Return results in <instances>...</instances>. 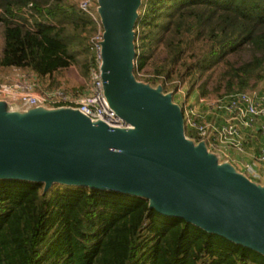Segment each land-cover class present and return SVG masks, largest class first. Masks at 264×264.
I'll list each match as a JSON object with an SVG mask.
<instances>
[{"label":"trees","instance_id":"trees-1","mask_svg":"<svg viewBox=\"0 0 264 264\" xmlns=\"http://www.w3.org/2000/svg\"><path fill=\"white\" fill-rule=\"evenodd\" d=\"M136 12L133 74L144 70L149 88L168 94L188 78L192 91L217 65L216 86L209 89L207 76L198 95L264 79V0H140ZM95 30L78 0H0V68L30 70L44 89L59 87L73 65L87 76ZM244 51L248 58L232 59ZM0 264H264V255L163 215L141 196L3 178Z\"/></svg>","mask_w":264,"mask_h":264},{"label":"water","instance_id":"water-1","mask_svg":"<svg viewBox=\"0 0 264 264\" xmlns=\"http://www.w3.org/2000/svg\"><path fill=\"white\" fill-rule=\"evenodd\" d=\"M139 2L97 0L105 96L131 128L91 122L72 108L0 107V179L141 196L163 215L264 255V188L226 169L229 162L214 167L198 148L204 142L188 143L182 111L167 96L154 99L160 88H149L132 73Z\"/></svg>","mask_w":264,"mask_h":264},{"label":"built area","instance_id":"built-area-1","mask_svg":"<svg viewBox=\"0 0 264 264\" xmlns=\"http://www.w3.org/2000/svg\"><path fill=\"white\" fill-rule=\"evenodd\" d=\"M78 7L96 23V30L88 40V82L81 91H68L62 86L44 89L36 75L22 73L0 83V100L18 111L36 107L72 108L91 122L102 121L112 128H131L109 105L102 79L103 26L98 14L97 0H78ZM182 118L204 142L207 150L223 162L236 164L231 149L243 151L247 140L257 129L264 140V93L254 89L239 90L218 95L197 96L193 105L182 106ZM249 134V135H248ZM256 162H264V144L255 155ZM245 170L255 174V168L246 163Z\"/></svg>","mask_w":264,"mask_h":264},{"label":"rangeland","instance_id":"rangeland-1","mask_svg":"<svg viewBox=\"0 0 264 264\" xmlns=\"http://www.w3.org/2000/svg\"><path fill=\"white\" fill-rule=\"evenodd\" d=\"M2 44V36L0 33V46ZM249 57V54L247 52H241L240 54H235L232 56V59L235 61H240L242 59H246ZM4 68V67H3ZM148 69V68H147ZM5 69H0V83L1 82H5ZM221 71H222V65H217L212 67L211 69H209L202 77H200L199 79H197L195 85H194V89L192 91H190L189 89V84L187 83L188 78L184 81V82H180L178 89L171 91V96H168L167 94H164L160 91V93L156 94L153 98L154 99H158L161 97H169V101L170 103L175 106L178 110L182 111V106H194V102L197 99L198 96V91L196 89V86L198 84H200L201 82H203L207 76H209V80H208V84L207 86L209 87V89L213 88L216 86L218 80L221 78ZM144 70H140L138 71L137 75L135 76V79L140 82V76H142ZM133 73V71H132ZM134 75V74H133ZM7 76V75H6ZM8 78V77H7ZM6 78V81L11 80L14 77H11L9 79ZM88 75L85 76L83 75L81 69L79 68V66L73 65L65 70H63L59 80L61 82V85L63 88H65L68 91H79L81 92L87 85L88 82ZM224 84V82H223ZM42 89V88H41ZM254 90H257L261 93H264V79L257 82L254 87ZM224 92V89L222 88L220 90V93ZM213 95V94H212ZM0 107H6L8 103H6L3 100H0ZM17 105H19V103H17ZM9 106L11 107V105L9 104ZM45 110L50 109L47 106L43 107ZM81 122V121H80ZM183 126H184V134L187 138V141L190 145H192L193 147L196 146V143L193 139H191L190 137H188L189 133H191L190 128L188 126L187 120L183 119ZM198 148L201 149L203 152H205L207 154V156L210 158V161L212 163V165L215 167H221L223 163L222 160L217 158V155H215L213 152L207 150V147L205 144H200L198 145ZM221 163V164H218ZM226 169L231 170L234 173H238L236 171V169L231 166V165H225L224 166ZM254 185L260 186L259 184H257L256 182H252Z\"/></svg>","mask_w":264,"mask_h":264},{"label":"crops","instance_id":"crops-1","mask_svg":"<svg viewBox=\"0 0 264 264\" xmlns=\"http://www.w3.org/2000/svg\"><path fill=\"white\" fill-rule=\"evenodd\" d=\"M0 69H5V79H9L11 77H17L21 75L22 73H32L30 70L27 69H21L16 67H4ZM7 75V76H6ZM77 91V90H76ZM7 104L6 107H4L7 111H18L17 109H14L13 107H17V104ZM249 135V134H248ZM246 142L244 145L243 151H237L234 149H231V153L233 157L237 160L236 164H231L234 166L237 172L244 175L246 178H248L251 182H256L261 187L264 188V162H256L255 155H257L259 148L264 144V140L260 138L258 130L255 129L252 132V136L249 137L246 135ZM250 164L255 168V174H252L245 170L244 164Z\"/></svg>","mask_w":264,"mask_h":264}]
</instances>
